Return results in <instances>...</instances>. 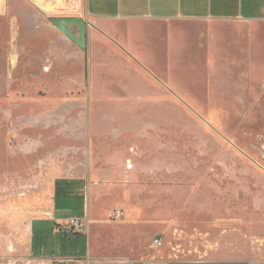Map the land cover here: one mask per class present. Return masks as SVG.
<instances>
[{"label":"rangeland","instance_id":"obj_1","mask_svg":"<svg viewBox=\"0 0 264 264\" xmlns=\"http://www.w3.org/2000/svg\"><path fill=\"white\" fill-rule=\"evenodd\" d=\"M14 3L0 2V264H53L33 257L40 252L73 256L69 264L119 257L111 250L119 239L147 252L136 264H264V71L260 94L245 102L212 103L219 106L212 112L202 110L209 103L183 102L180 115L167 111L165 148L150 150L141 165L145 151L127 133L129 114L111 117L113 106L96 109L92 101L72 106L37 80L48 71L37 58L45 44L22 39L57 32L31 4ZM79 142L108 150L104 160L122 168L132 162L133 179L95 182L93 167L69 166L83 158ZM138 170L149 180L138 182ZM50 208L62 224L89 217V232L56 234L53 221L36 223L45 235H34L33 219ZM117 211L126 216L114 219Z\"/></svg>","mask_w":264,"mask_h":264},{"label":"crops","instance_id":"obj_2","mask_svg":"<svg viewBox=\"0 0 264 264\" xmlns=\"http://www.w3.org/2000/svg\"><path fill=\"white\" fill-rule=\"evenodd\" d=\"M14 2L13 6L20 9L31 4L36 8L37 18L48 16L51 21L55 17L85 19V48L55 25L47 28L57 33H35L34 37H23L22 40L32 46L35 43L37 46L45 44L43 55L37 54V58L43 56L48 71L37 80L47 86L56 99L71 101L72 106L80 100L87 103L92 101L97 105L96 109L113 106L108 112L111 117L129 114L132 122L127 133L135 140L133 146L137 145L141 151H145L141 165L145 162L149 164L150 150L165 148L167 111L175 113L177 110L180 115L183 102H204L209 104L202 107V110L212 112L219 109V106L212 103L245 102L261 92L264 71V0ZM70 29L79 35L78 24L71 25ZM27 48L24 46V50ZM33 51L30 54L34 55ZM75 100L78 101L73 102ZM121 106H125L124 110L128 111L118 110ZM160 116H163L164 123L149 120L150 117ZM138 119H142V122ZM80 143L77 153L83 152V158L77 163H70L75 159H68L69 166L77 164L85 167V170L93 167L95 182L125 183L133 179L127 177L134 175L128 168L132 162H126L122 168L121 161L110 163V159L104 160L103 155L108 150L98 148L105 153L97 154L91 147ZM93 153L99 156L94 159ZM117 174H121L122 178L113 181L112 176ZM142 175L143 171L138 170V182L149 180L148 173L147 177ZM123 185L127 187L128 184ZM92 214L90 210L88 216ZM123 216H126V212H123L121 218ZM62 217L58 216V210L46 209L43 215L33 219L31 232L34 235H45V229L39 225L53 221L57 223L54 228L56 234L65 232L61 229ZM36 223L39 224L37 229ZM90 225L91 220L89 230ZM128 245L132 244L119 239L111 244V250L120 252L119 257L90 256L87 261L82 260L77 264L143 263L144 260L140 258L147 252H143L142 248L134 250V246L128 248ZM34 249L31 247L30 251ZM33 257L68 261V264L74 259L68 254L55 252L48 255L40 252L33 254ZM91 258L94 259L93 263Z\"/></svg>","mask_w":264,"mask_h":264},{"label":"water","instance_id":"obj_3","mask_svg":"<svg viewBox=\"0 0 264 264\" xmlns=\"http://www.w3.org/2000/svg\"><path fill=\"white\" fill-rule=\"evenodd\" d=\"M52 22L60 31L70 37L80 47H86L87 23L85 19L81 17H55ZM76 24L79 25V35H76L75 32L70 29L71 25ZM53 264H68V261L55 260Z\"/></svg>","mask_w":264,"mask_h":264},{"label":"built area","instance_id":"obj_4","mask_svg":"<svg viewBox=\"0 0 264 264\" xmlns=\"http://www.w3.org/2000/svg\"><path fill=\"white\" fill-rule=\"evenodd\" d=\"M123 215L122 211H117L114 213L113 217L114 219H120L121 216ZM89 224L90 220L87 219H78V218H72L70 219L67 223L63 224L61 226V229L64 230L65 232H86L89 230ZM154 245L156 247L161 246L163 244L162 238H155L154 239Z\"/></svg>","mask_w":264,"mask_h":264},{"label":"trees","instance_id":"obj_5","mask_svg":"<svg viewBox=\"0 0 264 264\" xmlns=\"http://www.w3.org/2000/svg\"><path fill=\"white\" fill-rule=\"evenodd\" d=\"M76 233H78V232H76Z\"/></svg>","mask_w":264,"mask_h":264}]
</instances>
